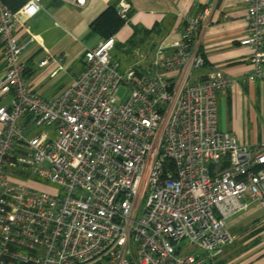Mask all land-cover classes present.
I'll return each instance as SVG.
<instances>
[{
    "label": "built area",
    "instance_id": "1",
    "mask_svg": "<svg viewBox=\"0 0 264 264\" xmlns=\"http://www.w3.org/2000/svg\"><path fill=\"white\" fill-rule=\"evenodd\" d=\"M0 2V264H213L232 243L226 219L264 211V144L250 148L217 123V97L234 80L199 53L210 5L187 17L177 39L121 69L112 37L69 58L82 66L49 100L32 93L19 41L42 10ZM83 7L88 0H61ZM248 83L264 64V0H244ZM129 5L115 12L126 19ZM46 60L39 65L43 66ZM128 91L119 103L118 88ZM55 131L26 136L29 126ZM29 178L52 185L44 191ZM187 240L198 252H180Z\"/></svg>",
    "mask_w": 264,
    "mask_h": 264
},
{
    "label": "crops",
    "instance_id": "2",
    "mask_svg": "<svg viewBox=\"0 0 264 264\" xmlns=\"http://www.w3.org/2000/svg\"><path fill=\"white\" fill-rule=\"evenodd\" d=\"M120 1L130 9L126 23L112 36L114 46L109 55L121 69L150 58L157 44L177 39L185 18L210 5L212 12L199 44L204 67L195 75L217 69L231 77L233 84L217 97L218 129L236 135L240 144L250 148L264 144V64L262 77L246 82L251 51L239 45L247 29L244 0H88L83 7L61 0H41L42 10L15 32L20 42L29 36L34 38L20 55L32 93L49 100L72 83L82 66L71 67L69 58L103 40L92 33L91 25ZM38 21L43 24L37 31L39 39L31 32ZM42 31L49 35L45 37ZM43 60L46 63L40 66ZM3 73L0 49V80ZM226 227L232 243L213 264H264V211L259 206L251 204L230 216Z\"/></svg>",
    "mask_w": 264,
    "mask_h": 264
},
{
    "label": "trees",
    "instance_id": "3",
    "mask_svg": "<svg viewBox=\"0 0 264 264\" xmlns=\"http://www.w3.org/2000/svg\"><path fill=\"white\" fill-rule=\"evenodd\" d=\"M0 2L11 12L16 13L27 0H0ZM128 18V16H127ZM117 16L115 6L108 7L92 23L91 31L102 39L112 37L127 21Z\"/></svg>",
    "mask_w": 264,
    "mask_h": 264
},
{
    "label": "rangeland",
    "instance_id": "4",
    "mask_svg": "<svg viewBox=\"0 0 264 264\" xmlns=\"http://www.w3.org/2000/svg\"><path fill=\"white\" fill-rule=\"evenodd\" d=\"M39 20V19H38ZM42 23H39V21L36 23V25L34 26V28H31V32L33 33V35L36 36V38H40L41 36H39L37 31H40V27H42ZM42 35H44L45 37L48 36L49 34L46 31H42L41 32ZM115 98L117 99V101L119 103H122L128 96V91L124 88L119 87L118 91L114 94ZM39 133H50V137L51 139H53L55 137V131L51 128H47L44 126H29V128L27 129V132H25L26 136H31V135H35V134H39ZM27 185L38 189V190H44V191H51L53 189H55V187H53L52 185L49 184H45V183H40L37 182L31 178H29L27 181H25ZM175 248H177L180 252H186V253H197L198 250L193 246L190 245L187 240H182L178 245L175 246ZM226 250V249H225Z\"/></svg>",
    "mask_w": 264,
    "mask_h": 264
}]
</instances>
